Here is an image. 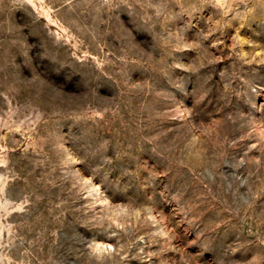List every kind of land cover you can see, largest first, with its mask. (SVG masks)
<instances>
[{"label":"rangeland","instance_id":"1","mask_svg":"<svg viewBox=\"0 0 264 264\" xmlns=\"http://www.w3.org/2000/svg\"><path fill=\"white\" fill-rule=\"evenodd\" d=\"M0 264H264V0H0Z\"/></svg>","mask_w":264,"mask_h":264}]
</instances>
